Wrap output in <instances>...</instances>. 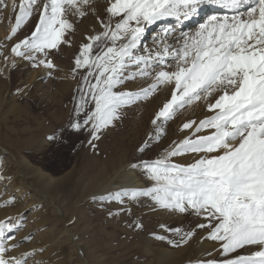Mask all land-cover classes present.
<instances>
[{
  "label": "snow or ice",
  "instance_id": "obj_1",
  "mask_svg": "<svg viewBox=\"0 0 264 264\" xmlns=\"http://www.w3.org/2000/svg\"><path fill=\"white\" fill-rule=\"evenodd\" d=\"M93 2L20 0L18 9L13 4L14 25L6 40L16 37L34 11L38 19L30 36L10 46L5 63L20 58L33 68L55 69L47 57L67 43L65 36L74 30L68 14L83 18ZM213 4L228 11L206 18L192 34L161 41L162 50L138 52L146 26L166 18L188 20ZM104 11L105 17L98 16L100 31L85 37L74 59L73 75H83L72 131L86 132L93 144L103 130L114 126L122 107L147 100L162 87H170V99L153 118L157 131L149 140L158 143L164 125L186 107L203 102L210 115L183 123L180 131L188 135L154 161L142 162L150 186L116 191L101 204L148 198L160 209L197 216L204 221L197 228L207 229L205 239L217 242L224 257L197 264H264V0H108ZM137 78L151 83L137 91H117ZM180 156H192V162H176ZM20 227L17 219L0 221V264H30L35 255H17L23 241H11ZM167 230L180 240L155 238L173 247L195 234ZM30 240L31 236L24 238Z\"/></svg>",
  "mask_w": 264,
  "mask_h": 264
},
{
  "label": "rangeland",
  "instance_id": "obj_2",
  "mask_svg": "<svg viewBox=\"0 0 264 264\" xmlns=\"http://www.w3.org/2000/svg\"><path fill=\"white\" fill-rule=\"evenodd\" d=\"M43 2L44 0H40V3ZM107 2L108 0H94L88 14L83 18L68 14L67 18L74 25V30L69 31L65 36L67 43L59 46V48L63 47L64 54H60L59 49L53 50V53L57 62L70 73L73 74L74 59L80 50L76 47V42L81 36L80 28L92 24L91 20L95 21L98 16L105 17L104 8ZM1 3L0 146L16 156L24 155L35 166L53 176L65 177L64 187L52 195V200L58 209L53 208L52 205L42 204L39 199L26 209L23 208L31 199L23 202L22 198H16L17 201L11 203V207L14 205L15 208L22 210L19 213L22 222L31 219V224L34 225L30 235L31 240L37 239L36 244H39V247L48 245L47 250L34 249L35 254L40 255L42 263L197 264L201 260L224 259L220 255L218 243L205 239L207 229L197 228V224L204 221L191 213L179 214L160 209L148 198H140L138 201L125 204L100 202L102 198L106 200L109 194L117 190H133L121 187L119 181L112 182L114 188L106 187L111 175L126 164L138 163L137 173L144 189L150 186L151 182L146 179L142 171V162L154 161L162 156L163 151L174 141L178 142L188 135V132L180 131L183 123L188 120L199 122L210 115L203 102L178 112L175 119L164 125V134L158 143L154 139L149 140L150 135L157 131L152 120L162 105L170 99V87L160 88L147 100L122 107L120 118L114 122V126L103 130L101 138L93 142L94 146L89 143L86 132L76 133L71 130L70 123L73 120L68 121L66 128L61 124L52 123L56 128L54 132L38 136L35 132V120L33 123L35 108L32 95L22 77L25 69H33V67L29 61L20 58H15L14 64L11 60L6 64L3 59L4 56H10L12 44L30 36L38 14L34 11L31 19L22 25L16 37L8 41L6 36L14 25L13 4L18 9L20 0L7 1L2 5ZM39 6L38 3L37 7ZM202 22L198 21L193 27L195 29L189 34L194 33ZM22 63H26L25 67L28 68L22 66ZM82 75L83 72H77L74 77H82ZM43 110L44 108L40 106V111ZM53 134L57 137L55 141L48 139ZM40 139H46L48 143L46 150H38L39 145L36 144ZM103 146L107 149L105 153L101 150ZM141 147H145L144 152L139 151ZM96 159L99 161L95 162ZM192 159V156L174 158L176 162L184 164L191 163ZM10 161L9 155L0 152V174L9 169L16 175L17 171ZM14 175L6 174V178H9V181L13 180L15 185L22 189L20 179H13ZM107 176L108 178H105ZM9 193L14 194L11 191L0 190L2 196H7ZM136 224H140L141 227L136 228ZM67 228L71 232H67ZM176 228L181 229L182 234L188 231H193L195 234L180 247H173L166 240L155 238L164 236L179 241V236L167 230ZM23 229L25 226L20 227V230ZM31 240H23L22 246L32 243ZM154 249H166L167 261L157 262L151 257L149 253ZM209 253L211 255H208Z\"/></svg>",
  "mask_w": 264,
  "mask_h": 264
},
{
  "label": "bare ground",
  "instance_id": "obj_3",
  "mask_svg": "<svg viewBox=\"0 0 264 264\" xmlns=\"http://www.w3.org/2000/svg\"><path fill=\"white\" fill-rule=\"evenodd\" d=\"M7 1L11 2V0H0V2L2 3H5ZM227 11V9L221 8L216 4L205 5L201 8L199 14L192 17L191 19H181L177 21L175 18H166L157 21L155 24L146 26L145 31L141 37L140 49H138V52L142 51L143 54L147 55L148 51L155 52L157 49L162 50L161 41L170 43L178 40L182 36V34H189V32H192V30L195 29L193 28L194 25L198 21L204 22L206 18L210 17L211 15H223ZM1 18L2 15L0 19ZM94 20L95 21L91 20L92 24H88L87 26H82L80 28V40L76 42V47L78 50L83 45V41H85L84 43L87 42L85 39L86 36L95 35L96 32L100 31L98 19L96 18ZM165 34H167L166 39ZM146 39H148L149 41H146ZM59 53L64 54L63 47L59 48ZM55 56L56 55L52 51L47 57L55 65V69H46L43 67L29 69L28 67H25L27 65L26 63H22V66L28 68H24V75L22 77L23 82H25L28 91H30L32 95L31 97L33 100V106L35 108V113L33 112V123L35 120V132L38 136H40L41 134L54 132L56 130L54 124H61L63 128H66V126L69 124L68 121L70 122V120L74 119L73 108L75 100L77 98V88L80 85L81 77H74L72 73H70L65 67L61 66L57 62ZM129 81L123 83L117 90L137 91L151 83V81L148 79L140 78H137L134 81ZM40 106L44 108L43 112L40 111ZM52 123L54 124L52 125ZM32 130L34 131V128ZM36 146H38V150L43 151L48 146V143L46 142V139H40V141H37ZM101 150L104 153L107 151L104 146ZM0 152L10 156V162L13 163L12 166H14V169H16L15 171H17L15 173L16 175H14L11 170L9 171V169L0 174V190L14 192L13 195L12 193L7 194V196L0 195V221L6 220L8 218H13L19 220L21 226H25V229L18 232L16 239L11 241L12 243H15L16 241H23L25 237L30 236L34 225L31 224L32 222L30 218L27 220V222H22L19 216V213L22 212V210H19V208H15L14 205L11 207V203H15L17 201L16 198H22L23 202H27L31 199L29 203L25 204L26 207L23 208L26 209L27 207H31L33 203H36L37 199H39V202H41L42 204L52 205L53 208L58 209L57 205L52 200V195L56 191H59L64 187L65 177L53 176L50 173L45 172L38 166H35L24 155L16 156L2 146H0ZM98 161L99 160L96 159L95 162ZM138 169V163L123 165L114 174L111 175L106 187L114 188L112 182L119 181L120 186L124 188L126 187L139 190L144 189V185L142 184L137 173ZM6 174L10 176L14 175L13 179L19 178L20 180H18L20 181L21 185H23V188H18L13 180L9 181V178H6ZM105 178H108V176ZM10 201L11 203H9ZM19 206L21 207V205ZM66 230L67 232H71L68 228ZM71 236L74 237L73 234ZM31 241L32 243L30 242V244H26V246H22L21 248H19L17 250V255L24 251L31 253L40 248H45L46 250L48 249L47 244L40 245L41 247H39V244H36L38 241L37 239ZM35 255L30 257V264H43L40 260V255ZM149 255H151V257H153L157 262L163 263L167 261L168 252L166 249H154L151 253H149Z\"/></svg>",
  "mask_w": 264,
  "mask_h": 264
}]
</instances>
